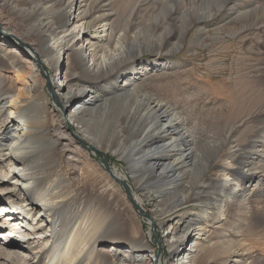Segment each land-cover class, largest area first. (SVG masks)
<instances>
[{
	"label": "bare ground",
	"instance_id": "obj_1",
	"mask_svg": "<svg viewBox=\"0 0 264 264\" xmlns=\"http://www.w3.org/2000/svg\"><path fill=\"white\" fill-rule=\"evenodd\" d=\"M68 6L73 10L69 16ZM105 7L106 0H0V18L19 25L21 32L30 34L40 53L50 57L54 77L49 82L57 92L63 89L67 122L55 125L53 115L49 116L50 103L40 86V76L32 70L26 71L18 53L8 50L3 37L0 38V264H156L145 238L134 236L136 225L123 221L113 184L105 176L99 177L89 153L74 143L65 124H73L88 143L92 139L104 141L109 151L116 145L129 143L122 148L119 158L128 159L131 173L140 172L142 185L146 183L147 189L157 197L155 212L165 219L174 220L178 211L190 203L193 204L190 206L203 203L216 208L206 216L204 211L194 210L175 224L160 222L162 228L171 230L168 264H264V258L239 257L241 251H233L235 241L229 243L219 238L211 242L207 229L227 216L224 207L229 203L246 207L258 200L259 205H254L256 211L264 210V161L254 153L249 157L252 149L234 158L228 156L225 162L218 161L220 165L209 171L211 162L220 158L224 146L230 150L240 148L241 137H234V133L243 128L240 132L243 134L252 118L260 122L256 135H250L252 148L264 147V114L254 117L264 112V71H258V59L252 62L246 55L237 58L236 73L227 91L230 124L222 132V139L215 141L214 134L193 121V116L200 121L215 114L199 107L198 95L209 94L205 84L196 87L199 92L192 95L188 76H179L174 82L166 80L161 84L168 99L161 102L140 88L166 76L164 64L141 65L139 71L132 66L127 73L114 76L113 72L127 60L130 49L140 44L144 35H130V27L114 28L113 14L105 12ZM232 12L241 13L238 7ZM259 12L258 23L262 22L260 26L264 28V7ZM251 16V13L242 15V29H247L245 21ZM233 36L240 42L246 35L237 31ZM261 42L262 38L258 37V43ZM70 56L81 69L75 79L68 77L67 70L60 69V61L65 58L67 62ZM113 78L116 79L109 86L112 93L136 96L144 125L141 139L131 138L127 126L101 128L97 125V114L84 113L85 107L96 103L100 82ZM89 80L96 82L97 87L88 86ZM137 109L129 110L123 124H129ZM169 111L185 114L187 117L179 116L176 120L193 121V131L180 133L173 126L170 117L174 115ZM223 111L217 115L222 116ZM259 136L262 140L255 141ZM201 139L205 141L202 148L206 155L200 158L203 167L199 169V164H193L190 159L191 146ZM41 142L45 145L32 151L30 146ZM175 143L189 148L186 153L175 152L178 147ZM60 146L65 158L61 156ZM135 150L142 154L134 157ZM164 151L169 153L164 156ZM39 155H42L40 159ZM177 161L189 170L179 171L175 167L177 163L174 164ZM243 163L247 171L260 170L253 187L245 185L249 179L239 172ZM220 172L224 173V183L216 181ZM184 182L186 186L182 187ZM4 215L7 218H2ZM200 219L204 224L198 226ZM127 229L132 236L127 235ZM229 255L234 258H228Z\"/></svg>",
	"mask_w": 264,
	"mask_h": 264
},
{
	"label": "rangeland",
	"instance_id": "obj_2",
	"mask_svg": "<svg viewBox=\"0 0 264 264\" xmlns=\"http://www.w3.org/2000/svg\"><path fill=\"white\" fill-rule=\"evenodd\" d=\"M236 7L241 11L238 15L232 12V9ZM263 7L264 0H106V11H104L113 14L114 28L121 30L122 28L130 27V35L133 34L134 36L136 33L141 34V36L144 35L142 42L130 49L131 53L126 58L127 60L122 61L113 74L117 76L119 73H127L132 66H135L138 69L137 71H139L141 65L164 64L166 66L165 69H167L165 70L166 76H160L152 84L149 83L146 86L144 84L140 88L141 92L152 96L153 100L161 102L168 99L163 89L164 85L161 84L166 80L174 82L179 79V76L180 78L184 75L188 76L187 85L188 88L193 87L189 89V93H192V95L199 92L196 91V87L205 84L209 94L205 95V93H202V95H198V98H201L199 100V107H202L209 113H215L216 117H213V115L209 120L198 121L193 116V121L198 122L200 126L202 125L203 128L209 131L208 133L214 134L213 140H220L222 139L220 137L223 134L222 132L230 124L227 119V109L230 107L227 91L231 87L230 79L236 73L237 58L246 55L250 57L252 62L258 59V71H264V28L260 26L262 22L258 23V12ZM72 11L71 6L66 8L68 16L72 14ZM248 13L252 14L248 21L249 23L245 21L248 27H246L247 29H242L241 27L244 24L241 22L242 15ZM237 31L243 32L246 35L240 42L233 36ZM2 37L6 48L18 53L24 69L26 71L32 70L40 76V86L50 103L51 114L49 116L53 115L52 118L56 120L55 125L67 123L65 119L66 111L64 109L65 99L62 96V93H64L63 89L61 93L57 92L56 88L49 82L50 78L54 77L53 69L51 70L49 65L50 57L40 53L39 48L33 42L29 33L25 31L21 32L19 25H15L12 22L9 23L5 18H0V38ZM258 37L262 38L261 43H258ZM72 57L70 56L67 62H65V58L61 60L60 69L63 71L67 70L68 77L74 76L75 79L81 69L77 67ZM247 63H249V59ZM182 71H185V73L180 74ZM115 79L113 78L108 82L102 81L98 85L99 87L96 86V82L93 80H89L86 83L88 86L97 87L99 97L96 98L94 105H88V107L83 109L84 113L87 115L91 113L97 114V125L101 128L111 130L112 127L117 128V125L127 126L128 129L126 130H128L131 138L135 136L141 139V131L144 125L141 121V115L138 113L139 107L137 104L139 103L136 100V96L119 92L112 93L109 86H111V83ZM59 88L61 89V87ZM155 92H158L159 95ZM146 102L148 103V99ZM135 108L138 109L129 124H123L127 120L126 114L129 110ZM221 111H223L221 113L222 116H218L217 114ZM169 113L174 115V117L170 118L175 123L173 126L180 133L193 131L191 129L193 121L186 119V121L179 123L176 120L179 116L187 117L185 114H176V111L173 113L169 111ZM263 114L264 112L260 111L259 115L256 114L254 117L260 118V115ZM101 118L104 119L100 120ZM254 120L252 118L253 122H250V127L246 130L247 133L249 132L248 135L246 131L243 134L240 133L243 128L234 133V137H241L240 148L230 150V147L224 146L220 158H216L211 162L209 171H213L217 165L225 162L226 157L233 156L234 158L235 155L248 150L251 151V149L253 151L249 152V157H252L254 153L264 161V147L263 149L252 148L254 142L250 135L251 133L253 136L256 135L255 132H258L260 124L259 120ZM152 125L154 126L155 122ZM64 126L74 143L89 153L90 161L96 172H98L99 177L105 176L107 180L111 181L114 194L118 198V202H115L117 203V207L122 211L123 221L127 225L130 223L136 225V234L134 236L137 235L145 238L150 255H153L152 258H154L156 264L160 261L161 264L169 263V248L167 244L170 242L171 230L162 228L159 225L161 221L164 220L168 221L167 223L175 224L184 214H193L194 210L198 212L200 210L204 211V216L209 215V213L212 214L215 211L216 208L203 203L196 204L195 206H190L192 204L190 203L185 209L178 211V215L174 220L165 219L164 216H160L155 212L158 209L156 206L157 197L147 189L146 183L143 182L144 185H142L140 172L131 173L128 159L119 158V154L123 151L122 148L128 147L129 143H125V145L120 147L116 145V147L109 151L106 149L104 141L100 142L97 139H92V142L88 143L81 134L76 132L73 124H65ZM66 138L64 136V140ZM175 138L178 139V137ZM258 140H262V138L259 136L255 141L258 142ZM178 144L175 143V145ZM204 144L205 141L201 139L196 146H191L192 159L195 158V162L192 159L190 161L193 164H199V169L203 167L200 158H204L206 155L203 149L205 147L203 146ZM42 145L45 144L42 142L32 144L30 148H32V151L38 150ZM188 148L187 145L181 144L178 145L175 152L186 153V149ZM59 150L61 156L65 158L66 154L62 151V146H60ZM132 152L135 153L134 157H139L142 154L139 150ZM164 152V156L169 153ZM163 155H161L162 158ZM41 157L42 155H39L38 159ZM178 162L174 164L177 163L175 167H179V171L185 173L186 170H189L188 168L185 170L181 167L182 163ZM262 166L264 167V164ZM239 172L249 179L245 185L248 187L256 185L255 180L260 175V170L251 169L247 171V165L243 163L239 167ZM119 174L121 176L117 177ZM167 175H170L169 171ZM223 175L224 173L220 172L216 177L218 183L222 182ZM183 186H186V182L183 183ZM87 190L91 192L90 189L87 188ZM258 202V200H254L253 203L246 205V207H238L231 205V203L225 206L227 216L218 219V222L216 221L212 228H207L211 237H209L210 241L214 242L219 238L225 239L229 243L235 241L233 244L236 246L234 245L233 251H238L239 253L241 251L242 254L240 253L241 256L239 257L264 258V210L256 211L254 205L258 206ZM262 205L264 207V204ZM2 218L7 217L4 215ZM201 219L197 222L198 226L204 224V221ZM126 231L127 235L132 236L129 229ZM250 232L253 233L250 234ZM228 258L234 257L229 255Z\"/></svg>",
	"mask_w": 264,
	"mask_h": 264
}]
</instances>
